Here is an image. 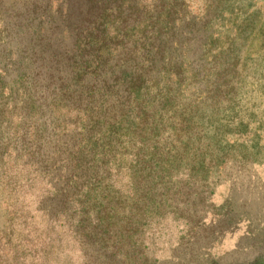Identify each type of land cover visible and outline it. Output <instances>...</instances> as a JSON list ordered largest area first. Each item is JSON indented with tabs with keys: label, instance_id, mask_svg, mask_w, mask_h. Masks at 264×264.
Returning a JSON list of instances; mask_svg holds the SVG:
<instances>
[{
	"label": "rangeland",
	"instance_id": "rangeland-1",
	"mask_svg": "<svg viewBox=\"0 0 264 264\" xmlns=\"http://www.w3.org/2000/svg\"><path fill=\"white\" fill-rule=\"evenodd\" d=\"M213 1L184 0L200 33L206 4ZM150 4L142 0L145 10ZM89 6L87 0H0V142L8 133L10 143L3 146L18 152L10 149L0 159V264H105L75 235L79 208L65 215L47 211L52 187L21 151L27 129L37 132L32 144L40 153L42 143L54 147L61 130L69 129L73 113L58 104L59 90L71 87L68 64L77 48H133L114 31L125 17L129 25L140 17L131 13L133 6L100 16ZM230 8L232 15L222 18L232 23L215 16L195 47L210 42L224 51L230 45L229 76L242 69L245 76L228 87L229 95L174 101L175 110L197 112L172 111L169 122H186L187 133L171 139L177 130L168 131L170 181L155 194L166 205L146 214L140 238L150 255L137 254L135 264H264V0H233ZM44 96L54 100L51 110L41 109ZM128 161L113 177L126 195Z\"/></svg>",
	"mask_w": 264,
	"mask_h": 264
},
{
	"label": "trees",
	"instance_id": "trees-1",
	"mask_svg": "<svg viewBox=\"0 0 264 264\" xmlns=\"http://www.w3.org/2000/svg\"><path fill=\"white\" fill-rule=\"evenodd\" d=\"M87 2L97 12L100 9L99 16L104 10L121 15L123 4L133 6L130 12L140 17L131 25L130 17H125L114 29L116 38L130 42L133 48H77L68 64L71 87L59 90L58 104L73 113L65 123L69 129L61 130L54 147L42 143L41 153L32 144L37 132L27 129L21 151L52 187L47 211L65 215L79 208L75 235L82 248L105 264H135L137 254L150 255L140 238L146 214L166 205L155 200L156 192L165 190L170 181L166 140L187 133L186 122L176 126L169 122L172 111L175 116L197 112L186 106L175 110L174 101L229 95L233 87H228L241 74L245 76L243 69L229 76L232 64L226 55L230 45L224 51L212 48L210 42L195 47L202 30L207 34L208 27L215 25V16L219 15L223 25L232 23L222 16L232 15L233 0L206 4L201 33L193 28L184 0H153L146 10L142 0ZM137 3H141L139 9L134 7ZM97 20L94 17L90 24ZM217 65L224 66L229 80ZM54 105L49 96L41 101V109L51 110ZM170 129L177 132L169 137ZM8 139L0 142V159L10 149L18 154L15 146H3L10 143ZM39 154L41 161L34 159ZM126 159L130 164L126 169L128 195L113 180L122 174Z\"/></svg>",
	"mask_w": 264,
	"mask_h": 264
}]
</instances>
